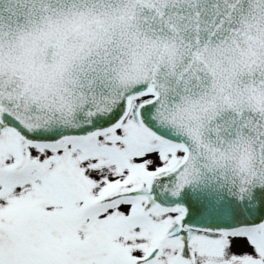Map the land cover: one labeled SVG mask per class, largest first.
<instances>
[{"label": "snow or ice", "instance_id": "6c2138e0", "mask_svg": "<svg viewBox=\"0 0 264 264\" xmlns=\"http://www.w3.org/2000/svg\"><path fill=\"white\" fill-rule=\"evenodd\" d=\"M0 264H264V0H0Z\"/></svg>", "mask_w": 264, "mask_h": 264}]
</instances>
